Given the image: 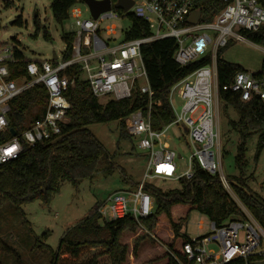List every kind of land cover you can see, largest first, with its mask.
<instances>
[{
  "label": "built area",
  "instance_id": "2783aa9c",
  "mask_svg": "<svg viewBox=\"0 0 264 264\" xmlns=\"http://www.w3.org/2000/svg\"><path fill=\"white\" fill-rule=\"evenodd\" d=\"M197 1L133 0L134 4L127 12L115 9L112 3V9L101 14L97 20L92 16V19L81 20L82 10L78 4L70 10V16L78 27L71 59L64 61L57 58V65L53 61H31L27 65V78H10L9 65L17 62V48L0 45V166L18 159L23 152V143L33 146L60 135L61 126L68 122L67 115L71 109L65 93L74 84L73 79L61 74L79 65L95 97L110 96L112 100L123 101L132 98L138 88L150 101L147 112L139 110L125 120L130 136L139 139V149L148 153L143 182L135 191L114 193L100 205L98 213L104 221L113 222L131 216L141 225V221L152 214L155 204L154 197L145 191L144 185L156 179L191 180L195 163L209 175L219 176L231 195V184L224 176L218 159L221 144L217 118L221 86L217 75V52L228 45L230 38L242 41L243 32L264 30V0H223L226 7L212 22L201 23L200 19L196 26H185L187 19L196 11ZM129 13L148 24L150 36L111 44L117 28L109 25L104 29L108 40L103 39L100 22L120 20L121 16L126 17ZM207 31H212L213 35ZM165 39L176 41L178 47L174 60L181 67L204 58L208 53H211L212 59L172 87L170 104L175 121L162 131H156L151 125L154 91L149 83L141 47ZM38 84L44 85L49 93L43 118L36 120L21 136L11 133V139L3 140L5 133L11 132L8 120L10 102ZM222 89L238 95L244 103L257 100L264 108V70L239 72ZM174 98L183 102L180 111L175 110ZM172 125L184 127L192 150L189 168L180 175H176L177 154L166 140V133ZM239 206L244 218L230 220L219 227L210 222L208 234L190 238L184 244V258L179 263H263L264 229L242 204ZM204 226L203 222H199V230H203Z\"/></svg>",
  "mask_w": 264,
  "mask_h": 264
},
{
  "label": "trees",
  "instance_id": "16d2710c",
  "mask_svg": "<svg viewBox=\"0 0 264 264\" xmlns=\"http://www.w3.org/2000/svg\"><path fill=\"white\" fill-rule=\"evenodd\" d=\"M50 1L53 18L58 24H63L70 18L72 7L85 2ZM111 1L113 4L117 2ZM225 7L223 0H198L196 3V10L202 13L201 23L212 22ZM126 17L131 22V28L124 36L125 42L150 36L151 32L144 20L130 13ZM36 26L39 31L38 19ZM44 37L51 39L46 31ZM243 37L264 48L263 29L258 32H243ZM75 38L76 33L64 34V61L71 59ZM177 47L174 39L153 41L141 47L149 83L154 91L151 125L156 131H162L175 121L170 104L172 87L197 69L209 64L212 59L211 53H208L204 58L181 67L174 60ZM15 57L17 62L9 65L10 78H27V65L32 60L26 59L17 49ZM53 64L57 65L56 60H53ZM263 70L264 61L261 71ZM242 71L245 70L240 65L222 58V50L217 52V75L221 86L219 99L225 103V107H231L239 116L233 126L240 131L236 164L241 176L234 178L230 184L241 204L264 229V197L253 195L247 182L243 180L247 140L254 133H260L264 138V108L257 100L244 103L238 95L222 89ZM61 75L74 80V84L65 93V98L71 104L67 115L68 122L61 126L59 136L33 146L23 143L20 157L0 166V209L6 203L21 212L22 206L36 201L49 205L53 197L60 192L63 182H70L74 187H78L84 181L93 179L100 163L108 159V154L89 127L94 124L119 122L120 137L127 138L130 134L126 129L125 120L139 110L147 112L149 109L148 97L141 94L138 88L130 99L111 100L102 105L99 98L93 95L79 65L68 68ZM48 99L49 93L42 84L27 89L13 99L8 114L10 129H14L18 136L30 129L36 120L43 118ZM11 138V132L7 131L3 140ZM178 183V188L170 190H162L151 183L144 185L145 191L154 197L155 204L152 214L142 220L141 225L131 216L106 222L98 213V205L84 221L64 234L57 252H52L51 264H126L130 247L123 243L122 239L127 232L138 235L132 253L136 258L140 245L147 240H156L167 246L163 255L141 264H180L179 261L184 258L183 246L190 241L183 229L193 210L206 216L218 227L230 220L244 218L240 206L224 188L219 176L209 175L198 163L194 164V177L191 180L181 178ZM22 215L25 216L23 212ZM35 247L51 250L40 239H37ZM13 253L17 264H23L17 253Z\"/></svg>",
  "mask_w": 264,
  "mask_h": 264
},
{
  "label": "rangeland",
  "instance_id": "374dc122",
  "mask_svg": "<svg viewBox=\"0 0 264 264\" xmlns=\"http://www.w3.org/2000/svg\"><path fill=\"white\" fill-rule=\"evenodd\" d=\"M82 10L81 20L92 19L84 4H79ZM39 20L40 30H37L36 20ZM116 26V35L111 44H120L125 34L131 28L130 20L121 16L120 20L101 21V36L106 41L104 29ZM48 32L50 40L45 39ZM78 27L75 19L70 18L63 24H58L53 18L50 0H0V45H9L21 51L24 57L32 61H53L56 55L63 59L66 43L63 39L66 33H76ZM213 35L212 31H207ZM202 33V32H199ZM197 33V34H199ZM222 58L230 63L240 65L245 71L257 73L262 70L264 48L247 40L240 41L230 38L228 45L222 49ZM23 83V81H22ZM111 97H101L99 101L105 105ZM183 102L174 98L173 105L180 111ZM217 126L220 134V152L218 159L224 176L228 181L240 178L241 173L236 164L240 131L235 129L233 122L239 116L231 107L219 99ZM91 132L101 141L108 154V159L101 162L93 179L86 180L78 187L70 182H63L60 192L56 194L49 205L40 201L22 206L21 211L6 203L0 209V264H17V255L23 264H51L52 252H57L64 234L72 227L84 221L98 205L105 203L117 192L135 191L143 182L148 165V153L138 147V138L120 137L119 122L94 124L89 127ZM167 142L175 150L178 171L176 175L186 172L192 150L188 135L181 125H172L166 133ZM264 138L260 133H254L247 140L246 164L243 180L248 189L257 197H264ZM162 190L179 187L178 180H151ZM231 196L239 205L234 192ZM199 222L204 223L199 230ZM210 220L193 210L184 225L183 231L196 238L208 234ZM138 235L127 232L122 242L130 247V255L126 264H141L164 254L167 246L159 241H145L138 250V257L133 256V247ZM37 239L50 247V251L35 247Z\"/></svg>",
  "mask_w": 264,
  "mask_h": 264
},
{
  "label": "water",
  "instance_id": "95a60500",
  "mask_svg": "<svg viewBox=\"0 0 264 264\" xmlns=\"http://www.w3.org/2000/svg\"><path fill=\"white\" fill-rule=\"evenodd\" d=\"M84 4L88 7L94 20H97L101 14L109 12L112 9L111 0H85ZM133 4V0H117V2L114 4V8L127 12L133 6ZM201 16V11L196 10L187 19V23L189 25L196 26L199 24ZM57 58L58 57L55 55L53 60H57ZM11 133L13 136L17 135L14 129H11ZM259 264H264V262Z\"/></svg>",
  "mask_w": 264,
  "mask_h": 264
}]
</instances>
